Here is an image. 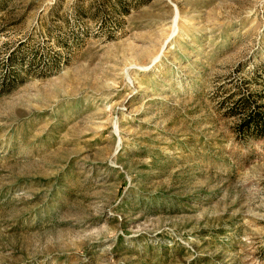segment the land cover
I'll use <instances>...</instances> for the list:
<instances>
[{"label": "rangeland", "instance_id": "obj_1", "mask_svg": "<svg viewBox=\"0 0 264 264\" xmlns=\"http://www.w3.org/2000/svg\"><path fill=\"white\" fill-rule=\"evenodd\" d=\"M248 93L264 0H0V264H264Z\"/></svg>", "mask_w": 264, "mask_h": 264}, {"label": "trees", "instance_id": "obj_2", "mask_svg": "<svg viewBox=\"0 0 264 264\" xmlns=\"http://www.w3.org/2000/svg\"><path fill=\"white\" fill-rule=\"evenodd\" d=\"M252 93L239 95L233 102L234 111L243 113L244 117L238 128L242 132L253 133L254 136L264 138V114L260 112V108L264 104H257Z\"/></svg>", "mask_w": 264, "mask_h": 264}, {"label": "bare ground", "instance_id": "obj_3", "mask_svg": "<svg viewBox=\"0 0 264 264\" xmlns=\"http://www.w3.org/2000/svg\"><path fill=\"white\" fill-rule=\"evenodd\" d=\"M176 16V15H175ZM174 20H175V17L172 19L173 22H171L172 24H174ZM175 30V26L173 25V29H172V32H174Z\"/></svg>", "mask_w": 264, "mask_h": 264}]
</instances>
